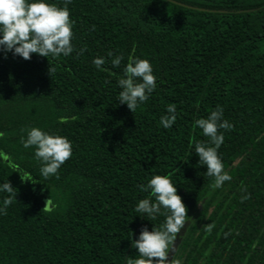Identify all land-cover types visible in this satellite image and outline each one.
Segmentation results:
<instances>
[{
	"label": "trees",
	"instance_id": "trees-1",
	"mask_svg": "<svg viewBox=\"0 0 264 264\" xmlns=\"http://www.w3.org/2000/svg\"><path fill=\"white\" fill-rule=\"evenodd\" d=\"M68 9L70 55L24 60L0 47V153L13 166L0 158V186L8 181L17 192L0 213V264L139 258L132 243L141 229L165 222L163 208L154 220L135 211L149 197L139 186L155 175L171 179L193 215L175 252L182 264H264V0H71ZM129 56L148 60L156 77L134 114L118 100ZM169 104L177 119L165 129ZM217 106L233 126L219 130L218 155L232 177L220 188L195 153L196 142L214 145L194 127ZM33 127L72 144L47 179L35 147L21 142ZM15 166L32 181L22 182ZM8 196L0 191V208Z\"/></svg>",
	"mask_w": 264,
	"mask_h": 264
},
{
	"label": "clouds",
	"instance_id": "clouds-1",
	"mask_svg": "<svg viewBox=\"0 0 264 264\" xmlns=\"http://www.w3.org/2000/svg\"><path fill=\"white\" fill-rule=\"evenodd\" d=\"M71 0H64V6L58 7L56 4H49L46 0H0V47L4 52H13L14 55L30 60L32 54L41 57L60 55L68 56L74 51L71 43L73 38L72 22L68 4ZM80 50V54L86 51ZM113 54L108 53L111 57ZM124 59L122 55L112 59L113 67H119ZM97 69L105 64L103 58L93 60ZM102 70V69H101ZM55 72V68L49 67V74ZM121 89L118 100L120 104L127 105L134 114L136 109L149 99V96L156 88V77L148 60L129 56L128 63L124 68V76L118 80ZM167 114L160 118V124L165 128H170L177 119V108L175 104H169L166 109ZM194 127L203 130L205 136L210 138L214 146H209L203 142L195 143V153L199 157V163L207 167L206 175L214 177L212 187L220 188L232 177L224 171V166L218 149L224 142V135L220 129L230 130L233 126L223 119V108H217L210 113L207 118L197 119ZM3 133H0L2 136ZM25 148L34 146L35 158L42 162L40 172L45 179L50 175H55L58 169L72 155V144L66 138L59 135H50L39 128L27 130V138H21ZM191 147V144H190ZM0 158L7 161L9 157L0 153ZM19 170L21 181H32L31 174L23 171L19 166H15L14 171ZM179 170V169H178ZM140 190L149 192V197L141 199L135 211L146 214L154 220L161 214V208L165 210V222L160 228L154 227L150 232L147 227L141 229L138 240L132 243V247L138 250L139 258H128L127 264H182L180 259L175 258V253L169 261V252L174 251V241L178 233L184 228L187 215V208L182 202V198L177 194V188L173 185L168 176L155 175L147 185H140ZM0 191L9 194L3 200V207L0 213L7 214V208L16 200V189L10 182L3 183ZM155 202H153V199ZM248 199L247 196L241 198ZM52 202L47 200L43 211H50ZM214 224H207L204 230L211 234ZM207 255V254H206Z\"/></svg>",
	"mask_w": 264,
	"mask_h": 264
},
{
	"label": "water",
	"instance_id": "water-1",
	"mask_svg": "<svg viewBox=\"0 0 264 264\" xmlns=\"http://www.w3.org/2000/svg\"><path fill=\"white\" fill-rule=\"evenodd\" d=\"M193 215H190V219L188 220V222L192 219ZM188 222L185 223V226L184 228L181 229L180 233H178L177 235V239L174 241V251H170L169 252V261L172 259V257L174 256V253L176 252L177 250V247L181 241V237L184 235L185 231H186V227L188 226Z\"/></svg>",
	"mask_w": 264,
	"mask_h": 264
},
{
	"label": "rangeland",
	"instance_id": "rangeland-1",
	"mask_svg": "<svg viewBox=\"0 0 264 264\" xmlns=\"http://www.w3.org/2000/svg\"><path fill=\"white\" fill-rule=\"evenodd\" d=\"M2 160H3L4 162H6L7 164H9L11 167H13V166L10 164L9 159H8L7 161H5L4 159H2ZM19 177H20V175H19ZM23 182L26 183L27 181H23ZM31 185L34 186V189H35L36 191H37V189H38L36 185H38L39 188H45L44 185H41V184H36V185H35V184L32 183ZM45 204H46V202H45Z\"/></svg>",
	"mask_w": 264,
	"mask_h": 264
}]
</instances>
